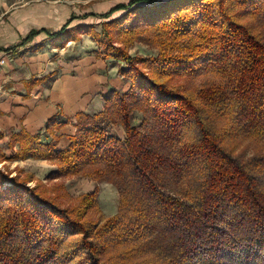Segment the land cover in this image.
Wrapping results in <instances>:
<instances>
[{
	"label": "trees",
	"instance_id": "16d2710c",
	"mask_svg": "<svg viewBox=\"0 0 264 264\" xmlns=\"http://www.w3.org/2000/svg\"><path fill=\"white\" fill-rule=\"evenodd\" d=\"M88 17L101 31L71 26ZM81 34L99 56L124 63L130 86L103 93L102 111L78 113L65 149L59 113L46 123L49 142L22 127L8 142L12 155L0 145V162L55 165L53 184L0 168V264H264V0H130L72 16L48 36L67 43ZM136 42L157 54L132 55ZM243 142L252 156L237 153ZM67 176L97 185L75 196ZM101 182L119 201L98 223L86 216Z\"/></svg>",
	"mask_w": 264,
	"mask_h": 264
},
{
	"label": "crops",
	"instance_id": "0c3cea01",
	"mask_svg": "<svg viewBox=\"0 0 264 264\" xmlns=\"http://www.w3.org/2000/svg\"><path fill=\"white\" fill-rule=\"evenodd\" d=\"M45 1L30 0L7 9L0 0V130L5 132L0 145L8 156L14 153L8 145L10 137L22 127L31 134L46 135L44 140L49 142L52 135L46 132V123L58 113V121L64 126L54 130L61 136L58 148L65 149L70 144L69 136L76 132L75 116L78 113L96 114L102 111L103 93L113 88L126 91L130 86L119 74L124 63L99 56V46L90 35L81 34L80 41L67 43L65 37L51 39L48 36L49 32L60 30L72 16L101 12H97L96 7L87 11L69 2ZM129 1L113 0L106 10ZM79 10L86 12L75 15ZM79 19L81 23L87 18ZM34 30L40 33L31 42L22 44V40ZM68 50L71 53H67ZM48 75V81L28 87L32 78ZM116 127L123 132L118 130V134L114 133L124 137L123 127ZM35 160L49 162L50 167H55L52 161ZM35 160L7 163L17 168L19 162Z\"/></svg>",
	"mask_w": 264,
	"mask_h": 264
},
{
	"label": "rangeland",
	"instance_id": "374dc122",
	"mask_svg": "<svg viewBox=\"0 0 264 264\" xmlns=\"http://www.w3.org/2000/svg\"><path fill=\"white\" fill-rule=\"evenodd\" d=\"M4 7L7 9H13L16 6H20L21 4L28 2L30 0H2ZM45 1V0H44ZM51 2L59 1L61 3H72L71 5H75L76 7L81 6V8L84 10L87 9L89 11L90 9H96L98 10L97 12L105 13L107 12V5L111 3L113 0H48ZM46 2V1H45ZM2 8H0L1 10ZM79 10V13L76 12L75 15H79L83 12ZM121 13H114L113 16H118ZM82 20H75L74 22L71 23V25L78 24ZM85 22L89 23H96V29L101 31V26L98 25L99 21L97 18H87L86 20H83ZM74 32L70 31L67 35L68 36H77L78 32L76 30H73ZM80 41V40H77ZM60 50V49H59ZM72 50V49H71ZM71 50L67 53H71ZM56 51V50H54ZM73 51V50H72ZM130 53L132 55H139V56H144V55H156L157 50L152 48L151 46L147 44H143L141 42H136L130 49ZM116 128V129H115ZM113 133L116 131V134L120 131L121 133L123 132L122 130H119L118 127L114 126L113 128ZM119 130V131H118ZM237 153L244 152L247 157H250L254 153V149L252 146H249L246 142L241 143L236 147ZM6 152V151H5ZM7 154V152H6ZM8 155V154H7ZM6 163V164H5ZM17 168L12 166L11 164H8L7 162H0V168H3L4 166L9 167L11 170H15L14 174L18 172L19 168L23 170L21 173L23 176L25 175H32L34 178L37 179H42L44 180L45 183L50 184L52 183L49 182L46 177L48 173L53 169L54 167H50V163H45L41 161H30V162H19ZM14 167V169H13ZM66 183V187L69 192H71L73 195H79L82 194L86 191H90L96 187V183L92 181L91 179L88 178H80L78 176H67L65 178H62ZM35 183L32 182L30 183L31 186H33ZM53 184V183H52ZM99 188V202L97 205V208L94 210L90 211L87 214V218L92 220L93 222H98L101 223V221H104L106 218L111 217L116 214L118 211V201H119V193L118 190H116L111 184L106 183V182H101L98 184Z\"/></svg>",
	"mask_w": 264,
	"mask_h": 264
}]
</instances>
